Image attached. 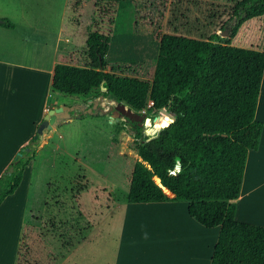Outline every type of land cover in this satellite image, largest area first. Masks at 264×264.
I'll list each match as a JSON object with an SVG mask.
<instances>
[{
  "label": "rangeland",
  "instance_id": "obj_1",
  "mask_svg": "<svg viewBox=\"0 0 264 264\" xmlns=\"http://www.w3.org/2000/svg\"><path fill=\"white\" fill-rule=\"evenodd\" d=\"M73 2L75 7L83 3L82 45L91 30L109 34L106 70L118 75L152 80L159 41L165 33L208 38L224 30L231 33L241 22L231 43L264 51V15L244 20L249 3H241L242 0ZM52 94V100L66 105L100 96L98 92L75 96L53 90ZM105 99L100 102L104 109L115 106V102ZM110 112L81 118L74 115L69 122L51 130L46 143L37 147L39 152L29 174L33 180L31 195L28 198L19 193L0 208V264H168L174 259L182 264L205 263L207 250L202 245H210L211 241L207 236L200 238L198 248L204 262L196 256L171 257V252H177L174 242L178 231L155 223L153 216L141 218L146 213L139 214L130 207L129 176L138 158L134 147L135 121L121 115L114 122ZM155 117L157 120L149 117L150 121L140 122L144 132L159 125V119L165 116ZM116 123L122 128L117 136ZM112 136L117 142L112 141ZM18 154L17 151L12 160ZM263 190L264 184L251 191L250 197ZM251 202L246 210L260 218L264 203L256 196Z\"/></svg>",
  "mask_w": 264,
  "mask_h": 264
},
{
  "label": "trees",
  "instance_id": "obj_2",
  "mask_svg": "<svg viewBox=\"0 0 264 264\" xmlns=\"http://www.w3.org/2000/svg\"><path fill=\"white\" fill-rule=\"evenodd\" d=\"M246 2L244 20L264 15V0L241 3ZM240 23L229 37L163 34L150 81L107 71L111 37L94 29L85 34L72 62L56 64L51 77V89L60 94L98 92L149 117L160 115L161 109L174 112V120L154 136L134 122L138 158L130 172L127 201L186 202L192 219L205 228L219 227L209 264H264V226L238 221L233 201L240 193L247 154L258 149L263 129L255 111L264 51L231 43ZM0 26L14 24L1 18ZM121 129L116 123V136ZM39 135L36 130L0 176V204L20 184L37 152ZM260 214L264 218L263 210Z\"/></svg>",
  "mask_w": 264,
  "mask_h": 264
},
{
  "label": "crops",
  "instance_id": "obj_3",
  "mask_svg": "<svg viewBox=\"0 0 264 264\" xmlns=\"http://www.w3.org/2000/svg\"><path fill=\"white\" fill-rule=\"evenodd\" d=\"M82 4H77L75 7L73 0L70 3L67 0H0V19L9 17L14 24L13 28L0 26V176L18 149L35 133L47 110L65 104V102L57 103L56 100L51 99L53 96L51 77L56 64L71 63L74 54L84 45H82L83 30L80 29ZM3 10L10 12L4 13ZM76 102L84 101L78 99ZM263 112L264 71L255 111L256 120L263 123L259 147L257 150H250L247 154L240 193L233 200L236 204L235 218L238 221L264 226V218L252 216L246 210L255 196L260 198L261 203H264V190L250 197L252 192L264 184ZM55 128L39 135L38 148L46 143L50 131ZM38 152L37 149L36 153ZM34 159L35 156L25 166L20 184L3 200L0 208L19 193L29 198L33 190V180L29 174L32 173L35 165ZM129 205L134 212L146 213L139 217L148 219L149 216H153L155 223L157 221V224L171 227L174 232L178 231L175 234L178 238L174 242L177 252H171L169 254L171 257L196 256L202 258L204 262V255L202 251L199 252L198 248L201 246L199 244L201 239L207 236L209 241L211 240L210 245L203 243L202 247L204 251L207 250L204 264L210 263L212 244L216 242L219 227L205 228L192 219L187 213L186 202L166 201L130 203ZM133 211L132 217L136 218ZM172 214L176 216V219ZM176 261L174 259L168 264H182Z\"/></svg>",
  "mask_w": 264,
  "mask_h": 264
},
{
  "label": "water",
  "instance_id": "obj_4",
  "mask_svg": "<svg viewBox=\"0 0 264 264\" xmlns=\"http://www.w3.org/2000/svg\"><path fill=\"white\" fill-rule=\"evenodd\" d=\"M231 33L227 31H222L220 36L229 37ZM103 96L100 95L98 98L91 100L88 99L84 102H75L72 105H59L56 107L49 108L44 114L43 119L41 120L37 130L40 134L49 131L50 129L56 127L60 123L69 121L74 115L76 117L85 116V115H107L108 110H110L109 117H113L114 122L118 120L119 116H127L130 120L136 121L140 124L141 121L147 122L150 121V118L147 117L144 113L139 114L132 111L128 106H125L123 103H117L115 101L106 98L107 102H115V106H109L108 110L104 109L100 102ZM160 113L165 117L160 118L159 125L156 124L153 127H150L145 130V133L154 136L161 128L168 126L175 118L174 112L168 111L166 109H161ZM154 120H157V117H154ZM20 155V154H18ZM179 166V165H178ZM13 170L11 166L9 168V173ZM155 180L160 184L159 179L155 177ZM161 185V184H160ZM165 191H167L164 188Z\"/></svg>",
  "mask_w": 264,
  "mask_h": 264
}]
</instances>
